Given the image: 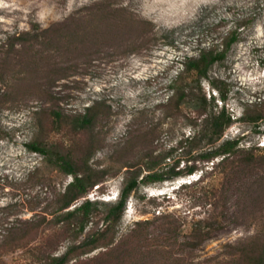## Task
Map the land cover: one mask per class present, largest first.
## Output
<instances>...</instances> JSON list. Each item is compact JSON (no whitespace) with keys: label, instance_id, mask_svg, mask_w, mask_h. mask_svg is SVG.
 Returning a JSON list of instances; mask_svg holds the SVG:
<instances>
[{"label":"rangeland","instance_id":"374dc122","mask_svg":"<svg viewBox=\"0 0 264 264\" xmlns=\"http://www.w3.org/2000/svg\"><path fill=\"white\" fill-rule=\"evenodd\" d=\"M101 2L105 7H97ZM236 22L238 43L209 72L226 99L208 80L202 81V93L209 112L225 107L237 118L224 137H242L244 147L264 155V120L259 127L242 120L245 109L264 101V0H0V42L14 33L51 31L10 56L0 71V92L8 93V100L0 101V264H32L33 247L47 243L57 197L73 178L27 148L39 132L35 112L59 107L77 115L96 102L109 106L82 146L90 149V167L106 175L87 198L113 202L123 166L145 147L171 150L170 165L183 156L174 149L180 136L192 130L189 112L159 105L173 96L170 85L183 69L184 56L197 53L200 43L220 42ZM55 65L50 87L55 99L50 100L36 87L46 86V69ZM151 128L156 133L144 135ZM47 138L58 142L67 136L52 129ZM256 172H264V162ZM257 174L230 172L224 177L208 170L200 180L201 171L193 178L180 177H186L182 186L180 178L145 185L129 198L117 238L135 221L149 220L152 242L121 250L106 261L94 260L105 250L97 249L73 256L68 264H143L147 257L150 264H235L227 245L246 244L264 221V204L251 199ZM162 214L177 220L175 235L160 228L157 217ZM216 220L222 222L215 223L209 239L189 240L198 224ZM102 226L100 222L98 228ZM85 237L86 231L77 238L62 237L55 254H64ZM188 240L193 246L186 245ZM27 241L31 244L23 247Z\"/></svg>","mask_w":264,"mask_h":264},{"label":"trees","instance_id":"16d2710c","mask_svg":"<svg viewBox=\"0 0 264 264\" xmlns=\"http://www.w3.org/2000/svg\"><path fill=\"white\" fill-rule=\"evenodd\" d=\"M97 7H105V5L101 2ZM239 28L240 24L237 23L226 31L220 42L212 41L203 46L200 43L197 53L185 55L182 62L183 69L170 85L173 96L168 100L167 105H159V107L179 112L185 109L189 112L187 119L192 130L188 135L183 133L180 136L176 149H174L183 152L181 158L185 161L182 167H180L181 158L171 165L166 163L172 155L171 150L162 153L154 147H145L134 160L123 166L126 170L121 177V189L117 199L113 202H99L87 198L94 186L103 183L106 175L105 172L90 167V149L88 146L84 149L82 146L87 133L93 128L99 116L110 109L109 106L96 102L86 107L85 113L77 115L64 113L59 107L41 108L35 112L38 117L39 132L27 144V148L50 159L62 173L71 175L73 178L57 197L56 209L52 213L54 217L51 224L53 225L46 229L49 237L47 243L33 247L32 264H68L73 256H80L97 249L105 250L100 251L94 260L106 261L107 258H115L118 252L122 253L121 250L124 252L134 249L135 246L151 241L148 230L152 222L149 220L135 221L125 235L117 238L118 225L129 198L145 185L173 181L198 171H201L198 178L200 180L204 171L208 170L212 174L222 173L224 177L230 172L257 174L258 167L264 162V155H259L254 147H244L241 143L242 137L225 138L226 130L237 118L228 114L225 107L221 111L209 112L208 99L202 93V81L208 80L209 84L220 92L221 98L226 99L220 85L216 80L210 79L209 72L216 63L224 61L230 49L238 43L241 35ZM50 32V29H47L41 33L19 32L7 36L5 42H0V71L3 70L10 56L18 53L19 49L30 46V43L34 41L45 39ZM55 67L56 65L46 69L48 76L46 86L36 87L42 97L50 100L55 99L50 91ZM189 93L192 97H189ZM7 97L8 93L0 92L1 102L8 100ZM210 99L215 98L210 96ZM185 103L189 105H182ZM242 120L259 127L260 122L264 120V101L254 105L252 110L245 109ZM52 129L65 132L67 139L58 142L50 141L47 135ZM156 131L157 128H151L142 132L145 133L144 135L151 136ZM202 142L207 145L203 146ZM153 143L152 138L150 144L153 146ZM210 163H212L211 166ZM254 186L251 199L264 204V172L261 175L257 174ZM73 205H75L74 208L69 210ZM214 218L215 216L211 219ZM157 220H160V228L165 231L164 234L175 235L179 228L175 225L177 223L175 218L171 219L169 215L162 214L157 217ZM100 222H103V226L98 228ZM220 222L222 221L216 220L213 224L207 221L201 222L193 228L192 237L189 240L204 242L214 231L215 223L220 224ZM261 224L257 236L246 244L227 245L236 251L227 253L230 258H233L231 260L235 264H264V221ZM85 231L86 237L83 242L69 247L62 255L55 254L62 237L77 238ZM189 240L186 245L191 247L193 245ZM28 244L31 243L27 241L23 247ZM1 245L0 248H3L4 245ZM148 252L151 253V251ZM150 258L147 257V261L144 260L143 264H150Z\"/></svg>","mask_w":264,"mask_h":264},{"label":"clouds","instance_id":"9594fccd","mask_svg":"<svg viewBox=\"0 0 264 264\" xmlns=\"http://www.w3.org/2000/svg\"><path fill=\"white\" fill-rule=\"evenodd\" d=\"M196 173L192 174V175H188L187 178H193L195 177ZM186 178V177H185ZM185 178H180L177 183H179V186H182L183 184L186 183ZM197 179V178H196ZM116 196V195H115Z\"/></svg>","mask_w":264,"mask_h":264}]
</instances>
